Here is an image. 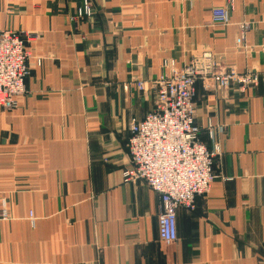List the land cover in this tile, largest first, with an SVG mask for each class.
Here are the masks:
<instances>
[{"label": "crops", "instance_id": "0c3cea01", "mask_svg": "<svg viewBox=\"0 0 264 264\" xmlns=\"http://www.w3.org/2000/svg\"><path fill=\"white\" fill-rule=\"evenodd\" d=\"M89 1L74 22L83 0H0V30L36 34L26 91L0 107V264H264V78L245 91L197 81L201 141L221 152L207 195L177 209L175 241L158 235L160 195L123 177L131 120L153 109L166 60L208 48L264 73V0H234L226 24L212 9L228 0Z\"/></svg>", "mask_w": 264, "mask_h": 264}, {"label": "built area", "instance_id": "2783aa9c", "mask_svg": "<svg viewBox=\"0 0 264 264\" xmlns=\"http://www.w3.org/2000/svg\"><path fill=\"white\" fill-rule=\"evenodd\" d=\"M228 3L212 9L214 23H228L234 0ZM92 13L91 2L83 0L72 20L91 17ZM248 28L244 23L242 38ZM35 36L32 32L0 30L1 108H14L16 97L26 91L25 81L31 72L27 42ZM41 63L37 59V64ZM163 67L165 72L153 81V109L144 118L131 120L128 146L132 164L123 171V177L125 181H145L160 195L158 235L162 241L172 242L177 239V209H194L197 197L207 195L214 178V161L220 153L218 145L209 148L201 141L200 127L195 123L197 81L206 89L237 86L245 91L257 86L264 73L255 68L240 72L225 67L208 48L194 51L182 68L171 60H166ZM135 83L140 90L146 87L143 79H135ZM213 133L211 126L209 134ZM3 206L5 218L8 213Z\"/></svg>", "mask_w": 264, "mask_h": 264}, {"label": "rangeland", "instance_id": "374dc122", "mask_svg": "<svg viewBox=\"0 0 264 264\" xmlns=\"http://www.w3.org/2000/svg\"><path fill=\"white\" fill-rule=\"evenodd\" d=\"M257 86H258V85H257ZM219 148H220V147H219ZM220 150H221V149H220ZM220 152H221V151H220ZM219 154H220V153H219ZM219 154H218V155H219ZM218 155H217V156H218ZM217 156H216V157H217ZM214 177H215V173H214ZM213 179H214V178H213ZM3 207H4V206H3ZM2 209H3V208H2ZM6 209H7V208H6ZM7 213H8V210H7ZM0 217L3 218V219H6V218L9 217V213L7 214V217L4 218V217H2V210H1V212H0Z\"/></svg>", "mask_w": 264, "mask_h": 264}]
</instances>
